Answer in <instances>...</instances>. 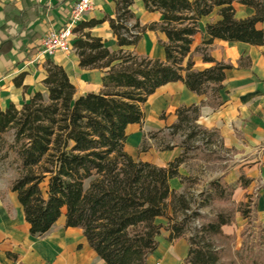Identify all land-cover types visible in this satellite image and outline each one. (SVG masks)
Segmentation results:
<instances>
[{"label": "trees", "instance_id": "trees-1", "mask_svg": "<svg viewBox=\"0 0 264 264\" xmlns=\"http://www.w3.org/2000/svg\"><path fill=\"white\" fill-rule=\"evenodd\" d=\"M133 1L114 0V15L107 18L116 50L85 31L100 21L79 20L72 28L78 66L103 71L98 92L76 95L64 68L46 60L45 91H35L19 107L9 103L0 109V164L13 173L8 188L16 193L31 236L46 232L63 212L64 226L80 228L105 264H148L161 230L167 231L169 242L186 240L182 264H225L218 239L231 238L222 226L231 224L236 213L246 220L254 213L252 194L232 201L236 186L245 188L251 179L240 173L235 183H228L224 174L219 175L199 191L201 201L191 209L185 193L192 178L180 175L178 167L199 147L232 152L215 129L197 123L202 105L222 104L219 91L225 70L232 67L210 55V44L218 38L264 45V27H256L264 23V0H142L145 10L161 14L159 22L148 24L135 17ZM233 3L250 7L253 13L237 18ZM214 9L219 18L205 24L207 38L192 50L200 19ZM146 30L164 34V40L158 39L164 60L122 48L135 45ZM194 54L211 65L193 68ZM237 64L248 66V57H240ZM172 81H181L206 100L179 106L175 122L143 133L139 151H147L152 141L159 150L179 146L181 152L164 166L132 158L124 149L126 126L141 125L147 97ZM176 135L181 137L178 144L171 142ZM175 177L184 191L170 188L169 180ZM214 202L222 206L203 220L199 207ZM191 217L202 221L189 228ZM251 251L242 241L231 264H264Z\"/></svg>", "mask_w": 264, "mask_h": 264}, {"label": "crops", "instance_id": "crops-1", "mask_svg": "<svg viewBox=\"0 0 264 264\" xmlns=\"http://www.w3.org/2000/svg\"><path fill=\"white\" fill-rule=\"evenodd\" d=\"M73 3L72 0H0V109L9 103L19 107L35 91H45L42 79L45 76L46 60L64 68L76 89V95L101 89L103 71L80 68L73 48L50 57L38 53L40 38L68 22ZM233 6L237 18L253 13L250 7L238 3H233ZM114 8V0H93L91 9L80 19L100 21L85 31L101 38L109 50L119 48L107 19L113 17ZM130 8L141 24L159 22L161 19L158 11L145 10L142 0H134ZM218 18L214 9L211 14L200 19L199 32L193 37L192 50L207 38L205 24ZM256 27L262 28L264 23H257ZM158 39L164 40V34L146 30L135 45L122 48L164 60V50ZM209 53L216 61L228 63L232 67L225 70L223 87L219 91L222 104L216 108L202 105L197 123L204 128L215 129L223 146L232 149L234 166L224 172V180L235 182L240 173L251 179L245 188L236 186L233 198L238 202L245 193L252 194L256 201L254 214L259 221L264 222V45L214 38ZM240 57H248L249 65L238 66ZM192 60L193 68L197 70L211 65L198 54H194ZM202 100H206L205 95H197L188 90L181 81L168 82L156 88L142 105V124L131 123L126 126L124 149L134 159L164 166L181 152V147L159 150L149 141L151 145L148 150L139 151V155L129 150L130 147L141 143L143 133L156 131L175 122V110L179 106L199 104ZM130 137L134 141L129 143ZM151 151L153 157L149 156ZM178 172L188 176L184 164L178 167ZM220 174H216V177ZM169 185L176 192L184 188L177 177L170 179ZM2 196L0 264H105L89 246L80 228L64 226L63 212L46 232L31 236L16 193ZM159 220L164 221L163 218ZM222 231L228 235L233 233L230 225L222 226ZM166 236L167 231L161 230L158 245L148 256V264L156 260L160 264H182L187 252L186 240L179 238L169 242Z\"/></svg>", "mask_w": 264, "mask_h": 264}, {"label": "rangeland", "instance_id": "rangeland-1", "mask_svg": "<svg viewBox=\"0 0 264 264\" xmlns=\"http://www.w3.org/2000/svg\"><path fill=\"white\" fill-rule=\"evenodd\" d=\"M163 116V115H162ZM161 135H158L160 137ZM169 138H166V140ZM129 143L134 141V138H129ZM181 140L180 135H176L171 140L172 143L178 144ZM151 143V142H150ZM153 143V142H152ZM154 144V143H153ZM151 145V144H150ZM156 147V146H155ZM140 142L132 145L131 150L135 155H139ZM155 150V148H154ZM153 151V150H152ZM149 153L150 157H153V152ZM233 152H226L217 146H213L210 150H205L202 147L196 148L188 152V158L183 163L184 169L188 172V176L192 178V186L187 188L185 193L191 209L197 207V203H200L201 196L199 191L202 190L209 180L216 177V174L222 173L234 166L232 156ZM148 156V155H147ZM146 156V157H147ZM220 174V175H222ZM13 173L7 169L6 165L0 164V193H12L9 188V181ZM227 182V181H226ZM236 182V181H235ZM232 182V183H235ZM231 183V182H228ZM183 188L182 191H184ZM233 203H237L232 195ZM221 204L216 202L208 204L206 206L199 207V213L202 215L203 220L211 218L214 213L221 207ZM201 218L195 219L191 217L188 224L189 228L198 226L202 221ZM161 221V220H160ZM163 221V220H162ZM233 233L230 234L229 239H218V243L223 247V258L225 264H231V259H234V251L238 250L242 241L252 247L250 255L254 256L258 261L264 262V222L259 221L257 216L253 213L249 219H245L238 213L235 214L234 221L229 224ZM163 240V237L160 238ZM235 260V259H234ZM152 264H160V261H152ZM233 264H238L234 261ZM241 264V263H239Z\"/></svg>", "mask_w": 264, "mask_h": 264}, {"label": "built area", "instance_id": "built-area-1", "mask_svg": "<svg viewBox=\"0 0 264 264\" xmlns=\"http://www.w3.org/2000/svg\"><path fill=\"white\" fill-rule=\"evenodd\" d=\"M92 5L93 0H76L71 7L68 22L57 30L48 31L40 38L38 53L50 57L57 52L71 50L74 38L72 28Z\"/></svg>", "mask_w": 264, "mask_h": 264}]
</instances>
